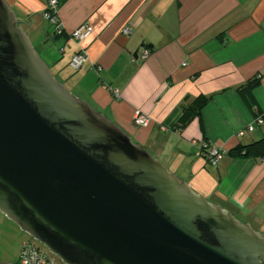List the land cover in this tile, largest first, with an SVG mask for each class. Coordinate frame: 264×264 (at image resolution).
Here are the masks:
<instances>
[{
    "label": "water",
    "instance_id": "water-1",
    "mask_svg": "<svg viewBox=\"0 0 264 264\" xmlns=\"http://www.w3.org/2000/svg\"><path fill=\"white\" fill-rule=\"evenodd\" d=\"M0 212L65 264H264V234L69 91L6 0Z\"/></svg>",
    "mask_w": 264,
    "mask_h": 264
},
{
    "label": "crops",
    "instance_id": "crops-1",
    "mask_svg": "<svg viewBox=\"0 0 264 264\" xmlns=\"http://www.w3.org/2000/svg\"><path fill=\"white\" fill-rule=\"evenodd\" d=\"M59 1L60 32L43 18L46 0H6L54 76L196 193L264 234V160L228 155L264 138L256 122L264 118V77L253 92L256 108L237 92L264 74V0ZM83 24L93 33L81 43L87 62L75 71L70 62L80 45L71 35ZM143 49L150 51L144 61ZM200 95L211 102L178 130L184 105ZM136 111L150 118L149 127L133 125ZM250 126L253 132L239 135ZM204 141L224 153L217 167L207 163ZM10 230L21 232L0 212V238ZM1 249L0 264L18 263L19 248Z\"/></svg>",
    "mask_w": 264,
    "mask_h": 264
},
{
    "label": "built area",
    "instance_id": "built-area-1",
    "mask_svg": "<svg viewBox=\"0 0 264 264\" xmlns=\"http://www.w3.org/2000/svg\"><path fill=\"white\" fill-rule=\"evenodd\" d=\"M46 10L43 13V18L53 27L56 31L60 30V21L58 18L59 13V0H46ZM93 33V27L89 24H83L72 32V39L79 44V51L73 55L70 62V67L78 71L83 68L86 64L88 56L84 48L81 47V43L89 38ZM124 34H131L130 28L124 30ZM63 51V49H62ZM150 55L148 49H143L138 58L142 61L146 60ZM101 70V67H98ZM115 96H118V91H113ZM257 124L264 125V118H258L256 120ZM151 120L141 111H136L133 118V125L135 127H149ZM255 128L253 126L248 127L247 130L240 131V136H245L246 132H253ZM206 159H208L209 164L213 167H217L219 162L222 160L224 153L217 147L211 145L209 142L204 141L201 146ZM40 244V245H39ZM36 244L34 241L27 240L22 244L20 257L17 264H65L60 262L58 257L54 255L50 250H48L41 243Z\"/></svg>",
    "mask_w": 264,
    "mask_h": 264
},
{
    "label": "trees",
    "instance_id": "trees-1",
    "mask_svg": "<svg viewBox=\"0 0 264 264\" xmlns=\"http://www.w3.org/2000/svg\"><path fill=\"white\" fill-rule=\"evenodd\" d=\"M60 7V1H59ZM264 77L261 73L256 77L250 79L245 85L237 89V92L242 99L248 103V105L254 109L257 103L254 99V89L258 87ZM212 100L211 96L200 95L196 97L191 104L184 105L182 109V115L178 121V130L188 126L194 119L201 117L202 109L205 108ZM202 130L204 132V126L202 124ZM208 142V141H206ZM228 155L233 159H263L264 160V138L246 145H238L228 152ZM207 163L209 164L208 159ZM210 165V164H209Z\"/></svg>",
    "mask_w": 264,
    "mask_h": 264
},
{
    "label": "rangeland",
    "instance_id": "rangeland-1",
    "mask_svg": "<svg viewBox=\"0 0 264 264\" xmlns=\"http://www.w3.org/2000/svg\"><path fill=\"white\" fill-rule=\"evenodd\" d=\"M33 44L35 45L36 48H38V45L36 43H34L35 41H32ZM43 56V55H42ZM45 58V57H44ZM52 72H54V69H51ZM55 73V72H54ZM60 80L62 82H64L61 78ZM66 84V86L68 87L69 90H72V92H74V94H76V96H80L79 93H77L75 90H73L66 82H64ZM81 98V97H80ZM133 140V139H132ZM150 153V152H149ZM170 170V169H169ZM177 175V174H176ZM179 177V175H177ZM253 209V208H251ZM261 210H263L264 212V205L261 206ZM239 218H242L240 215L238 216ZM21 232H17L16 236L14 234L13 230H10V233L8 232L7 236H3L2 238H0V243L2 244L0 247L2 249H11L12 254H16L17 249L19 248V251H21V247L22 244L27 241V240H31L34 241L36 244H39L38 241H36L35 239H33L30 235H28L27 233L23 232L22 230H20ZM19 233V234H18ZM18 234V236H17ZM21 236V237H20ZM19 237V238H17ZM21 240V241H20ZM40 245V244H39ZM1 249V250H2ZM1 254V252H0ZM19 257H20V253H19ZM19 259V258H18ZM58 260L61 262L62 260L58 257ZM19 261V260H18Z\"/></svg>",
    "mask_w": 264,
    "mask_h": 264
}]
</instances>
